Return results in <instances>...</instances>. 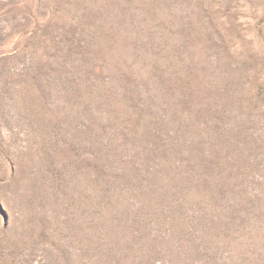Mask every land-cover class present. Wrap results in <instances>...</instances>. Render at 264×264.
<instances>
[{
  "label": "rangeland",
  "instance_id": "obj_1",
  "mask_svg": "<svg viewBox=\"0 0 264 264\" xmlns=\"http://www.w3.org/2000/svg\"><path fill=\"white\" fill-rule=\"evenodd\" d=\"M0 264H264V0H0Z\"/></svg>",
  "mask_w": 264,
  "mask_h": 264
}]
</instances>
